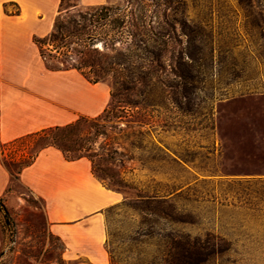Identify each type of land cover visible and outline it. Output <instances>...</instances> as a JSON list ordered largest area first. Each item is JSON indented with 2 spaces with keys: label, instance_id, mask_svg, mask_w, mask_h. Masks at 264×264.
<instances>
[{
  "label": "rangeland",
  "instance_id": "1",
  "mask_svg": "<svg viewBox=\"0 0 264 264\" xmlns=\"http://www.w3.org/2000/svg\"><path fill=\"white\" fill-rule=\"evenodd\" d=\"M101 4L121 7L125 27L111 24L115 11L81 19ZM57 23L74 34L58 39L59 52L42 49L51 71L130 56V76L101 71L93 82L84 68L86 112L74 117L88 120L73 137L96 139L100 172L136 187L103 213L110 264H264V0H62L51 32ZM95 96L113 108L97 126ZM49 131L0 145V196L16 224L2 232L0 212V264H67L69 239H84L12 175Z\"/></svg>",
  "mask_w": 264,
  "mask_h": 264
},
{
  "label": "crops",
  "instance_id": "2",
  "mask_svg": "<svg viewBox=\"0 0 264 264\" xmlns=\"http://www.w3.org/2000/svg\"><path fill=\"white\" fill-rule=\"evenodd\" d=\"M61 1L0 0V145L73 122L75 115L86 112L83 74L76 69H47L34 40L51 32ZM9 4L17 5L19 11L8 12ZM68 82L72 85L67 86ZM97 84L92 85L96 88ZM99 101L100 97L95 96L92 113L104 109ZM21 179L46 200L51 220L82 232L84 239H69L72 254L67 264H110L103 213L123 195L92 173L90 160H68L60 149L50 145L22 170ZM8 180L0 156V194L6 190Z\"/></svg>",
  "mask_w": 264,
  "mask_h": 264
},
{
  "label": "trees",
  "instance_id": "3",
  "mask_svg": "<svg viewBox=\"0 0 264 264\" xmlns=\"http://www.w3.org/2000/svg\"><path fill=\"white\" fill-rule=\"evenodd\" d=\"M120 10H121V7H119V6H110L107 4H101V5H98L97 7L93 8L92 11H89L86 14H82L81 19L82 20H89L91 23L92 22H99L100 19H103L106 17L107 12L115 11V14H117V17L112 20L111 24L115 28H117V27L124 28L125 23H126V20H125L126 16H125V14L118 13V11H120ZM79 23H81V22H77V24H79ZM79 25H81V24H79ZM83 27H85V25ZM63 28H64V25L57 23L55 25V29L48 36H46V37L35 36L34 40L39 45V47L41 49V54H42V49L47 44L52 45L53 50H56V52H59V48L63 47V46H56V42L58 41V39L59 38H65L66 36H70L71 34H74L71 31L63 32ZM120 32H122V31H120ZM86 35H87V37H86L87 40H85V41H91V40L97 39V36L94 34L86 33ZM46 40H49L50 42L46 41ZM151 52L153 53V51H151ZM129 57L130 56L127 53H125L123 59H120L119 61L113 62L110 66H101L98 64L96 65V64H92V63L81 62L79 64H71V66L66 67V69L76 68L82 74H84L86 76L84 68L89 67V69L92 70V72L95 75H97L93 79L89 78V80L93 81V82H97L100 80L99 79L100 76H99L98 72H101V71H104V72L119 71L120 73H122L123 77H125V76H130V74H131V73H129L130 70L128 67L129 66V59H128ZM50 69L57 70L60 68H50ZM113 96L116 97V94ZM112 110H113L112 107H106L101 114L94 117L93 118L94 125L97 126V124H98L97 121L105 120V118L108 117V114ZM84 121H88V120L86 118L84 119V117H80L73 122H70V123H67L64 125H56V126L47 128V129H50V131L48 134L44 133L43 136L45 138V142L40 147L36 156L30 162H25L20 168H18L15 171V173H12V175L14 177L18 178V176L22 172V170L25 167L29 166L36 159V157L39 155L40 151L43 148L52 145V146H55L58 149H60L63 152L64 156L68 160H76V159H79L82 157L88 158L92 163V173L98 179H100L107 187L112 188V189H116L119 191H121L120 190L121 188L136 189V187L132 183L126 181L124 178H117L113 175H108L106 172H104L105 175H103L102 174L103 172L102 173L100 172V170L103 171V169L100 165V161H101V159H105V158H104V154L102 152H100V150H98L95 147L96 139H92V138L87 139L89 141V143H86L83 140H81L80 138H74L73 137V134H76L75 131L80 129L79 126ZM92 127L94 128L95 126H92ZM45 129H42L41 131H44ZM37 132H34V133H37ZM27 135H29V134H27ZM23 137L24 136L18 137L16 139H14L13 141L21 140ZM106 154L109 155V152H107ZM107 179H108V182H106ZM111 186L116 187V188H113ZM138 197L142 198L141 195H138ZM0 212L3 214V217H4V220L1 223L2 232H5V231L15 232V229H16L15 221L12 218L6 204L4 203V198L2 196H0ZM2 255H3V249L0 250V260H1Z\"/></svg>",
  "mask_w": 264,
  "mask_h": 264
}]
</instances>
